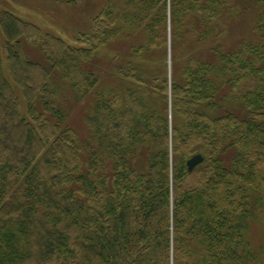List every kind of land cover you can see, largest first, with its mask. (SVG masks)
Segmentation results:
<instances>
[{
	"label": "trees",
	"instance_id": "obj_1",
	"mask_svg": "<svg viewBox=\"0 0 264 264\" xmlns=\"http://www.w3.org/2000/svg\"><path fill=\"white\" fill-rule=\"evenodd\" d=\"M115 6L97 19L90 49L0 16L9 63L0 54V264L250 262L239 239L241 220L264 197V0ZM251 9L254 39L227 50L225 31ZM120 22L145 36L134 49L144 62L170 29V77L130 62L116 71L135 87L124 95L97 87L100 75L83 64ZM92 93L82 137L66 97L82 103ZM161 97L170 118L153 105Z\"/></svg>",
	"mask_w": 264,
	"mask_h": 264
},
{
	"label": "rangeland",
	"instance_id": "obj_2",
	"mask_svg": "<svg viewBox=\"0 0 264 264\" xmlns=\"http://www.w3.org/2000/svg\"><path fill=\"white\" fill-rule=\"evenodd\" d=\"M123 0H0V16L3 11L15 14L21 20L31 23L40 28L43 33L50 34L75 49H90L93 45L95 25L103 11L109 6L119 7ZM118 34L106 45L100 46L96 60L91 63L84 62L86 70L94 69L100 75L101 81L97 87L104 89V93L118 92L124 95L128 88L135 87L133 82L123 80L117 74V66H128L133 62L142 67L148 74L149 71L162 73L167 70L169 77L172 73V46L171 31L169 29L167 43L154 54L153 60L144 62L136 56L134 49L140 46L145 36L133 25L122 22L115 26ZM255 14L252 9L244 12L233 21V26L224 33L223 43L227 50L232 49L233 43L244 39H254ZM164 39V40H165ZM28 50L32 60L41 62L44 54L28 41ZM180 53V51H179ZM0 54L3 58V66H8L7 39L0 26ZM141 59V60H140ZM182 62V58L179 60ZM162 76V75H161ZM97 90V89H96ZM95 91V90H94ZM92 93L82 103H75L69 97V106H73V113L69 119L70 125L77 130L82 137L89 135V127L85 120L91 112L92 103L95 99ZM65 98V99H66ZM153 105L169 118L170 100L166 102L163 97L154 100ZM167 110V111H166ZM256 201V200H255ZM254 206V207H253ZM252 214L241 220L240 246L245 249V255L251 256L250 262L243 259L245 264H264V197L257 199L252 205ZM257 255L256 256L254 255ZM254 257L256 259H254Z\"/></svg>",
	"mask_w": 264,
	"mask_h": 264
},
{
	"label": "water",
	"instance_id": "obj_3",
	"mask_svg": "<svg viewBox=\"0 0 264 264\" xmlns=\"http://www.w3.org/2000/svg\"><path fill=\"white\" fill-rule=\"evenodd\" d=\"M203 161V157L201 155H197L193 158H191L188 161L189 170H194L201 162Z\"/></svg>",
	"mask_w": 264,
	"mask_h": 264
}]
</instances>
